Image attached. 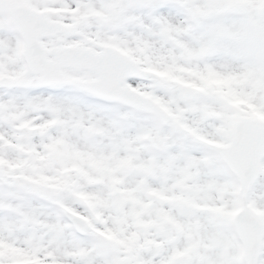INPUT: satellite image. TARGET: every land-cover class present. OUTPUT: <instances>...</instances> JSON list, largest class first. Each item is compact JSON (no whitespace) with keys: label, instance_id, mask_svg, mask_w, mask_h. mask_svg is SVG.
I'll list each match as a JSON object with an SVG mask.
<instances>
[{"label":"snow or ice","instance_id":"1","mask_svg":"<svg viewBox=\"0 0 264 264\" xmlns=\"http://www.w3.org/2000/svg\"><path fill=\"white\" fill-rule=\"evenodd\" d=\"M0 264H264V0H0Z\"/></svg>","mask_w":264,"mask_h":264}]
</instances>
